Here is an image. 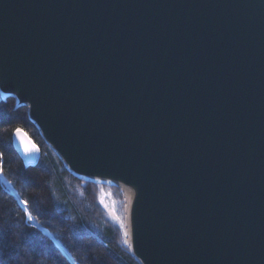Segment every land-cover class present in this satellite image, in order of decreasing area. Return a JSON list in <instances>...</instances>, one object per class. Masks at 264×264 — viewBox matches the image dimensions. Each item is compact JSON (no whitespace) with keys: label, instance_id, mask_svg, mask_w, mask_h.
Instances as JSON below:
<instances>
[{"label":"water","instance_id":"1","mask_svg":"<svg viewBox=\"0 0 264 264\" xmlns=\"http://www.w3.org/2000/svg\"><path fill=\"white\" fill-rule=\"evenodd\" d=\"M0 88L71 174L51 144L138 187L140 264H264V0H0Z\"/></svg>","mask_w":264,"mask_h":264},{"label":"trees","instance_id":"2","mask_svg":"<svg viewBox=\"0 0 264 264\" xmlns=\"http://www.w3.org/2000/svg\"><path fill=\"white\" fill-rule=\"evenodd\" d=\"M17 130L40 149L36 165L16 152ZM0 172L12 186L7 190L0 178V264H140L106 218L94 184L68 172L12 97L0 98Z\"/></svg>","mask_w":264,"mask_h":264},{"label":"rangeland","instance_id":"3","mask_svg":"<svg viewBox=\"0 0 264 264\" xmlns=\"http://www.w3.org/2000/svg\"><path fill=\"white\" fill-rule=\"evenodd\" d=\"M0 98H2L1 92H0ZM1 176L2 175L0 172V178H1V181L3 182V185L5 186L7 190H10L12 186L8 182L4 181ZM92 183L97 189L98 203L100 207L102 208L106 218L115 227V229H117V231L119 230V232H121V236H122L121 244L125 246L126 248H128V241L126 238V198H125L124 191L120 187L115 186L113 184L94 183V182ZM114 186L116 187V189L118 188L119 190L118 189L115 190V188H113ZM13 196L16 198L18 204L22 206V208L26 211V213H28V211L25 209L26 207L23 206V203L21 202L20 199L17 198V194L14 193V191H13ZM27 218L28 220H31V221L33 220L32 218L30 219L28 215H27ZM42 231L45 232L46 230L43 228ZM128 251L131 254V251L129 248H128Z\"/></svg>","mask_w":264,"mask_h":264},{"label":"bare ground","instance_id":"4","mask_svg":"<svg viewBox=\"0 0 264 264\" xmlns=\"http://www.w3.org/2000/svg\"><path fill=\"white\" fill-rule=\"evenodd\" d=\"M0 91H1L2 95H4V94L13 95L17 98L18 101L25 103L23 101V98L21 97V94L17 91V89L11 90L9 92H5V91H3L2 88H0ZM26 104L30 107V102L27 101ZM51 145L56 150V152L59 154V156L63 159V161L66 162V166L78 177L83 178V180L86 179V180L95 181L97 183L115 184V185L121 187V189L125 193V198H126V238L128 241V248L132 252L131 255L133 254L136 258L141 259L138 255L137 251L135 250L134 230H133V209H134L135 201H136L137 195H138V187L136 185L127 184L120 177H113L110 175L99 174V173H88V172H84V171H77L76 172L75 170H73L74 168L71 167L70 164L67 162V159L60 152V150L54 144H51Z\"/></svg>","mask_w":264,"mask_h":264},{"label":"snow or ice","instance_id":"5","mask_svg":"<svg viewBox=\"0 0 264 264\" xmlns=\"http://www.w3.org/2000/svg\"><path fill=\"white\" fill-rule=\"evenodd\" d=\"M24 203L27 204L26 201H25ZM27 215H28V217L31 219V213L29 212V213H27Z\"/></svg>","mask_w":264,"mask_h":264}]
</instances>
